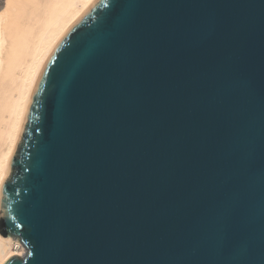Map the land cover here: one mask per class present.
Listing matches in <instances>:
<instances>
[{"label": "water", "instance_id": "1", "mask_svg": "<svg viewBox=\"0 0 264 264\" xmlns=\"http://www.w3.org/2000/svg\"><path fill=\"white\" fill-rule=\"evenodd\" d=\"M4 186L12 264H264V0H92Z\"/></svg>", "mask_w": 264, "mask_h": 264}, {"label": "bare ground", "instance_id": "2", "mask_svg": "<svg viewBox=\"0 0 264 264\" xmlns=\"http://www.w3.org/2000/svg\"><path fill=\"white\" fill-rule=\"evenodd\" d=\"M91 1L0 0V176L4 180L37 75ZM26 252L19 239L0 231V264H12Z\"/></svg>", "mask_w": 264, "mask_h": 264}, {"label": "snow or ice", "instance_id": "3", "mask_svg": "<svg viewBox=\"0 0 264 264\" xmlns=\"http://www.w3.org/2000/svg\"><path fill=\"white\" fill-rule=\"evenodd\" d=\"M4 178L0 176V199L3 198V192H4Z\"/></svg>", "mask_w": 264, "mask_h": 264}, {"label": "rangeland", "instance_id": "4", "mask_svg": "<svg viewBox=\"0 0 264 264\" xmlns=\"http://www.w3.org/2000/svg\"><path fill=\"white\" fill-rule=\"evenodd\" d=\"M5 83H6V82H5ZM8 83H9V82H8ZM8 83H7V87H8V85H10V84H8ZM5 85H6V84H5Z\"/></svg>", "mask_w": 264, "mask_h": 264}]
</instances>
